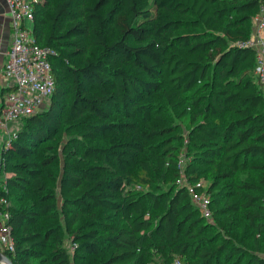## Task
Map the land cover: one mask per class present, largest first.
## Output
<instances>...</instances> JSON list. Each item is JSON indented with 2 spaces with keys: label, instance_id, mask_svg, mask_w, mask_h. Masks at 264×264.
I'll return each instance as SVG.
<instances>
[{
  "label": "trees",
  "instance_id": "obj_1",
  "mask_svg": "<svg viewBox=\"0 0 264 264\" xmlns=\"http://www.w3.org/2000/svg\"><path fill=\"white\" fill-rule=\"evenodd\" d=\"M32 1L36 42L55 51V85L47 108L20 119L0 151V198L8 202L14 240L12 252L0 251L13 264H71L67 236L78 259L102 255L107 246L98 264H152L155 255L164 264H237L245 239L257 253L244 264H264V92L253 87V50L236 43L251 34L264 0H55L42 4L40 18V0ZM228 11L231 18H223ZM115 55L128 68L113 65ZM157 92L188 113L189 144L201 149L200 163L181 169L182 136L174 126L151 125L147 99ZM112 110L141 112L146 130L112 120ZM64 126H80L86 141L121 129L132 140L86 146L91 164L69 153L58 191L62 207L74 211L61 224L45 180ZM202 174L211 179V217L228 236L241 235L240 243L223 236L207 246L220 236L201 234L190 209L199 211L176 182L183 176L195 184ZM146 198L162 213L147 217ZM96 210L122 223L84 228L80 215Z\"/></svg>",
  "mask_w": 264,
  "mask_h": 264
},
{
  "label": "rangeland",
  "instance_id": "obj_2",
  "mask_svg": "<svg viewBox=\"0 0 264 264\" xmlns=\"http://www.w3.org/2000/svg\"><path fill=\"white\" fill-rule=\"evenodd\" d=\"M47 1L46 4H51L55 0H40L38 2V8H39V15L38 18H40L42 11H43V5L44 2ZM78 2L82 0H77ZM226 4V3H225ZM227 6V4H226ZM45 11H47V8H45ZM232 13L231 11H228L224 14L223 18H231ZM30 27H33V23L30 24ZM251 27H253V22H251ZM84 42L86 40L84 38ZM88 50L91 51V48L88 46ZM113 59V65L115 66H122L124 68H128L127 66H124L120 60L119 56L115 55L112 57ZM56 66V63H55ZM251 76L254 77L253 79V87L258 89L260 88L261 84L256 81L255 79V72H251ZM147 102L151 104V111H150V122L153 127L157 126H174L176 128V133L182 136V140L178 142L179 152H178V166L181 167V169H184L188 163H200V158H202L201 155V149L197 148L194 145L189 144V132L191 125L189 123V115L188 113H183V106H173L171 105L164 97V95L161 92H157L153 95H151ZM49 103V100H47L41 109H46L47 105ZM69 103V97H67L64 100L63 106H66ZM113 113L111 115L112 120H116L118 122H133L136 125V128L138 130H146V127L144 126V121L142 118V113L133 111L132 116L128 117L124 115L119 110H112ZM189 111V110H187ZM23 125L22 120H17L14 122H11L8 124L7 130L0 129V151L3 145H7V141L11 140L15 135V131H17L21 126ZM82 131L81 127H65L62 130V133L58 140L56 141L55 145L57 146V151L59 153V158L49 167L46 168V170L50 173V178L45 180L46 185L49 187V193L54 195L53 201L55 202V208L60 212V223H64V218L66 216H69L70 213L74 211V209L69 207H62V201L61 197L59 195V181L60 176L63 173V165L65 161L72 160L69 155V153L75 152V156H73V160H75L76 163L80 165H86L93 163L88 157L84 155V149L88 145H92L94 147H103V146H109L111 144H118V146L123 145V143L128 142L132 140L131 137V131L121 129L116 130L113 135H110L106 138H97L95 141H86L82 137ZM148 144V143H147ZM201 171L203 172L206 167V165L202 162L200 164ZM137 167L135 165L131 166V170H136ZM11 175L10 172H8L5 176ZM181 181L185 180L183 176H181ZM210 178L206 174H202L200 177V183L202 184L203 188H206L207 185L210 182ZM2 188H5L3 185V181L1 184ZM146 188V187H145ZM143 204L145 207V210L148 212L147 217L154 218L155 215H159L162 213L163 209L161 207L150 210L148 208V198L143 200ZM216 207V204H215ZM94 215L86 214L85 216L80 215V223L84 225V228H97L100 229L104 224H111L119 226L122 222L120 219L117 218V216L113 215L109 211H93ZM190 212L194 215V218H197L199 220V224L202 225V235H216L220 236V239L215 240L214 242L208 244V247H213L215 244H219L223 242V236L231 238L230 243H240L241 235H238L236 237L234 236H228L223 229H221L218 224L215 223L216 215L213 217H210L208 219L201 218L198 212L194 210V208L190 209ZM217 238V237H216ZM65 247L69 254L71 255V264H98L100 260L106 258L109 254V250L107 249V246L103 247L104 253L99 256L94 255H81V258H75L72 256V249H71V240L69 237L66 236L65 239ZM241 244L245 248V254H242L240 256V261L237 264H244L246 260L249 258H252L256 253V249L254 246H252L248 240H243ZM264 256V255H263ZM221 262V261H220ZM152 264H164L162 261V257L160 255L154 256V263Z\"/></svg>",
  "mask_w": 264,
  "mask_h": 264
},
{
  "label": "built area",
  "instance_id": "obj_3",
  "mask_svg": "<svg viewBox=\"0 0 264 264\" xmlns=\"http://www.w3.org/2000/svg\"><path fill=\"white\" fill-rule=\"evenodd\" d=\"M12 39L7 51V59L1 67L2 76L11 80L14 90L5 93L0 107V129L7 130L8 124L38 112L51 96L54 89L51 56L55 51L36 42L30 24L34 21V2L32 0H5ZM251 34L236 43L254 52V72L264 92V2L252 18ZM8 142V141H7ZM7 144V143H6ZM176 179L185 184L191 202L200 215L208 219L212 216L210 197L200 181L195 184ZM8 202L0 198V248L8 252L14 250ZM71 249H74L72 245ZM2 252V251H1ZM172 264H181L175 259Z\"/></svg>",
  "mask_w": 264,
  "mask_h": 264
},
{
  "label": "crops",
  "instance_id": "obj_4",
  "mask_svg": "<svg viewBox=\"0 0 264 264\" xmlns=\"http://www.w3.org/2000/svg\"><path fill=\"white\" fill-rule=\"evenodd\" d=\"M12 33L10 29V18L5 0H0V107L5 93L14 90L11 80L5 79L1 73V67L7 59V51L10 47Z\"/></svg>",
  "mask_w": 264,
  "mask_h": 264
},
{
  "label": "water",
  "instance_id": "obj_5",
  "mask_svg": "<svg viewBox=\"0 0 264 264\" xmlns=\"http://www.w3.org/2000/svg\"><path fill=\"white\" fill-rule=\"evenodd\" d=\"M0 264H13V263L6 254L0 251Z\"/></svg>",
  "mask_w": 264,
  "mask_h": 264
}]
</instances>
